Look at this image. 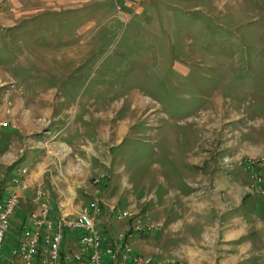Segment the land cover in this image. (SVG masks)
Instances as JSON below:
<instances>
[{"label": "rangeland", "instance_id": "rangeland-1", "mask_svg": "<svg viewBox=\"0 0 264 264\" xmlns=\"http://www.w3.org/2000/svg\"><path fill=\"white\" fill-rule=\"evenodd\" d=\"M83 12L71 6L40 10L31 29L20 23L21 36L9 50L0 34V60H20L25 52L33 60H43L46 52H71L85 35L77 30L86 22ZM129 16L131 22L97 21L88 58L50 60L61 79L49 75L45 82L64 92L63 105L76 106L72 120L79 130L86 119L95 125L94 144L82 142L93 139V130L78 140L77 135H59L58 120L69 122L72 112L60 114L53 106L54 112L33 113L28 117L35 129L31 134L14 120L27 114L24 110L11 118L12 104L2 112L6 117L0 119V130L12 125L22 137L9 150L13 156L8 151L0 155V189L10 185L6 176L12 168L28 166L26 187L14 191L19 200L3 243L8 248L15 232L20 237L26 218L42 208L36 193L43 190L53 213L66 219H74L90 200H99L103 213L97 228L111 243L131 231V222L136 224L118 219L121 212L151 219L152 203L137 206L150 192L138 194L135 176L178 177L190 150L194 194L191 201L172 202L164 213L192 219V226L200 227L202 264H264V0H155L151 13ZM34 67L37 76L45 73ZM14 73L19 81L20 65ZM54 104L52 100L50 106ZM141 104L146 112L136 107ZM124 124L123 134L130 129L123 138L117 129ZM30 145L37 158L31 165L34 158L25 159ZM8 192L0 190V203ZM233 219L240 222L238 240L227 237L238 228ZM72 237L61 256L79 252ZM163 246L166 258L185 264L175 251L169 253L170 245Z\"/></svg>", "mask_w": 264, "mask_h": 264}, {"label": "crops", "instance_id": "crops-1", "mask_svg": "<svg viewBox=\"0 0 264 264\" xmlns=\"http://www.w3.org/2000/svg\"><path fill=\"white\" fill-rule=\"evenodd\" d=\"M109 2L113 3V10L111 9ZM34 3H37L39 7H35ZM118 5L121 7L120 11L117 10ZM66 6H71L73 9H76L78 11L83 10L84 14H88L86 22L84 24H79L77 29L80 30L81 33L85 34L83 35V39H81L79 42L76 43V45H74L73 50L71 52L58 51L55 54L48 52L43 53L41 55V58L43 60H33L32 56L28 55L27 52L24 53L23 57L20 60H0V119L6 117L2 114V112L6 108H10L9 106H12L13 104V112L9 114V116L12 118L18 112L24 110L23 113H27L28 115L23 114L22 116H19L14 120H18L21 129H25L27 133L30 131L29 134H31L33 131H35V129L33 128L31 122L28 120V117L31 118V115L33 113H50V110L54 112L52 110L54 106V108L56 109L55 111L60 110V114L66 111L72 112V116L69 118V122H63L62 119L58 120L57 130L59 132V135L65 133L77 135L78 140L79 134H90V132L93 130V139L82 141L83 143L91 145L94 144L96 141L97 131H95V125H90L89 120L86 119L85 121H83V130H79L78 125L75 124L74 120H72L76 106L74 104L68 106L63 105L64 92L60 93V91L57 90L55 87H49L48 83L45 82L46 80H49V75H51L53 78H56L57 80L61 79V76L59 75L58 71L54 68L55 66L50 63V60L51 58L59 60L62 57H66L70 60H81L88 58L89 50L91 49L92 44L91 33L94 34L98 32V20L108 22L111 20L114 23H121L125 19H127V22H129L130 14H142L146 12L151 13L153 11V8L155 7V0H0V34L2 33V35L4 36V39L6 40V45H8V50L11 48V42L15 41L18 36H21V32L23 31V29L21 28L20 23L22 21L25 22L24 27L26 30L31 29L32 24H34L32 23V18L36 16L37 12H39L40 10L59 11L61 8H66ZM19 28H21V31L19 30ZM9 32L14 33L13 38L10 37ZM18 65H20V70L23 73V76L19 81L17 80V77L14 73V70ZM34 66L39 67L45 73L41 76H37L36 72L33 71V68H35ZM26 72H28L29 75H27ZM46 73L48 74L46 75ZM17 84L19 85V89H17L16 87ZM61 89L63 88L61 87ZM43 91L46 92L42 93ZM52 100H55V104L50 106ZM136 107H142L143 112H146V106L141 104L140 106ZM8 119L10 120V118ZM10 127L11 128L7 130H0V155L8 151L10 153H7V156H13L15 153H12L9 150L14 148L15 144L19 142V137L20 139L22 137V132L20 130H18L12 125ZM120 127L118 126L117 129L118 136L124 133L122 129H125V124L124 126ZM46 128L47 125L44 129ZM129 129L130 126L126 127V133L123 134V138L129 133ZM35 133L40 132L36 131ZM37 139V141L40 140L39 137H37ZM46 141H49V139H47ZM66 144H68V142H66ZM31 145L28 149H31L32 151H27L29 155L25 158L26 160L35 157L33 149H36V147ZM18 147L20 146L18 145ZM189 151L185 153L186 165L184 166V168H182L178 177L169 176L168 180L165 181L161 178V176L156 177L151 175H136L138 178L136 179L135 176L133 181L135 182V186H137L138 194H146L150 192L149 196L143 195L141 197L137 206L144 208L150 202L152 203V209H154L151 211V219L150 217L145 216V214L140 216H138V214L137 217H140L142 222L147 225L159 227V230L150 232L148 234H145L143 232L133 233L130 231V243L135 252L144 256H153L155 259V264H172L175 262V259L166 258L167 255L162 250L164 242L172 246H168L169 253L172 255V252L175 251L174 255H176L177 259H181V261H183L185 264H202V262L200 261V258H202V250L200 247V237H202V231L200 232V227L196 226L195 229V226H192L194 223L192 219L185 220L186 218L172 216V213H169V215H167L163 211L165 207H172V202L187 201V199H189V197L194 194L193 180L195 177V173L192 168L191 162H189L191 161V152ZM188 153L189 157L187 155ZM36 161L37 158H34L33 160H31L30 165L35 164ZM19 169L22 168H18L17 170ZM17 170H15V172H17ZM7 174L8 178L6 182L8 181L10 183V185H8V187L10 188L6 186V189L7 191L13 190L16 192L17 188H11V179L13 177L9 179L11 174L9 172ZM159 180H161L162 183H165L164 188L159 186ZM178 186H185L186 189L184 187ZM19 193L21 195V191H19ZM7 194H9V192ZM189 201L191 200L189 199ZM48 202L50 204L49 199ZM193 205L196 208H200L196 203H193ZM109 209H111V207ZM104 222L108 223L107 217ZM131 223L133 227L131 230H134V223ZM233 225L237 226L238 228H234L232 232L227 234V237L232 238L233 240H238L241 237L240 222L237 219H233ZM18 226L19 224L15 225V227ZM193 231H195L196 234ZM188 233H194L195 235H189ZM14 235L11 236V239L10 237L8 238V241L10 239L8 243L12 244L18 238L14 237ZM194 240H197V244L194 243ZM66 241L68 242L69 240L66 239ZM151 243L153 244L152 246ZM65 246L68 247V244H65ZM238 251H241V248H238ZM182 259L187 261V263ZM0 264L9 263L5 260H1Z\"/></svg>", "mask_w": 264, "mask_h": 264}, {"label": "built area", "instance_id": "built-area-1", "mask_svg": "<svg viewBox=\"0 0 264 264\" xmlns=\"http://www.w3.org/2000/svg\"><path fill=\"white\" fill-rule=\"evenodd\" d=\"M120 11V8H117ZM6 124H4L5 126ZM27 169H19L11 179L14 188H25L23 178ZM36 197L42 208L31 213L21 226V234L14 243L6 248L4 236L9 229V216L12 208L19 200L13 190L9 195L2 196L0 203V259L9 264H155L153 256H144L127 244L131 232L148 234L158 229L152 225H143L142 220L131 212L123 211L118 219H134V230L122 233L113 242L107 243L104 234L97 225L98 216L103 210L99 200H90L80 208L74 219H66L62 214L55 215L50 207L45 192L38 191ZM43 232L47 234L44 237ZM72 232H77L72 237ZM72 237L79 252L65 253L60 251L66 239ZM174 264H182L176 263Z\"/></svg>", "mask_w": 264, "mask_h": 264}, {"label": "trees", "instance_id": "trees-1", "mask_svg": "<svg viewBox=\"0 0 264 264\" xmlns=\"http://www.w3.org/2000/svg\"><path fill=\"white\" fill-rule=\"evenodd\" d=\"M15 170H17V169L12 168V169L10 170L9 173H10L11 175H10L9 179L12 178V176H13V177L16 176V174H15V173H16ZM6 178H8V177H6ZM1 185H3V184H1ZM4 187H6V186H4ZM4 187H2V188L0 189L1 192H2V189H3ZM2 196H3V195H2ZM2 196H1V197H2Z\"/></svg>", "mask_w": 264, "mask_h": 264}]
</instances>
